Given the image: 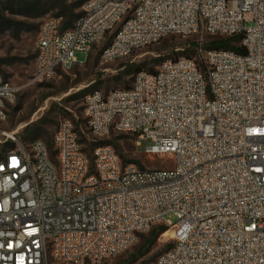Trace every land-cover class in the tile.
Listing matches in <instances>:
<instances>
[{
  "label": "built area",
  "instance_id": "built-area-1",
  "mask_svg": "<svg viewBox=\"0 0 264 264\" xmlns=\"http://www.w3.org/2000/svg\"><path fill=\"white\" fill-rule=\"evenodd\" d=\"M102 63L168 36L197 37V57L138 72L128 89L84 98L86 127L151 140L168 168L123 165L110 146L92 159L71 120L53 153L42 140L0 157V264H100L163 224L173 245L154 264H264V0H88L73 29L42 24L35 81L54 79L108 36ZM207 36H241L240 52ZM18 89L0 76V122ZM173 214L177 223L166 221Z\"/></svg>",
  "mask_w": 264,
  "mask_h": 264
},
{
  "label": "rangeland",
  "instance_id": "rangeland-1",
  "mask_svg": "<svg viewBox=\"0 0 264 264\" xmlns=\"http://www.w3.org/2000/svg\"><path fill=\"white\" fill-rule=\"evenodd\" d=\"M70 2H76V0H70ZM78 12H82V8ZM54 14L30 23L39 25L41 28L46 19L54 18ZM38 36L39 31L34 30L23 33L19 39L13 38L9 33L0 36V76L18 89L14 101L6 105L5 120L0 122V142L6 141L8 134L17 132L18 140L24 145L30 144L31 141L23 142L21 140L23 135L46 143L47 135L53 139L61 122L71 120L79 140L83 141V148L90 150L95 148L96 144L93 140L96 138L86 127L83 105L85 96L93 91H100L107 95L113 90L124 89L131 84V78L135 74L131 66L135 65V69L141 68L148 72L150 68L156 69L161 64L156 62L159 59L163 60V63L167 60L186 58L190 44L199 40L197 37L168 36L128 57L102 63L98 58V51L109 36L89 55L86 63V55L77 53V61L84 64L75 65L67 71H59L58 75L50 81L39 82L34 80ZM206 39L207 37L204 38L205 41ZM191 59L198 60L196 52ZM85 91L88 92L84 93ZM77 123H79L78 127ZM38 128L42 129L40 131L42 136L33 138V131ZM109 138L118 139L117 143L121 146L122 155L126 161H137L143 169L168 168L166 163L170 162L169 157H150L145 153L147 148L152 146L151 140H142L141 146L137 147L136 141L126 134L112 133ZM2 154L3 150L0 148V155ZM165 220L172 224L178 221L173 214L167 215ZM162 225H157L142 235L138 243L128 251L100 264H121L130 255L143 249L152 230ZM166 232H171L167 238L163 237ZM166 232L152 246L144 248V255L135 264H154L158 256L166 251L169 245H173L172 231L168 229ZM49 264L71 263L51 260Z\"/></svg>",
  "mask_w": 264,
  "mask_h": 264
},
{
  "label": "trees",
  "instance_id": "trees-1",
  "mask_svg": "<svg viewBox=\"0 0 264 264\" xmlns=\"http://www.w3.org/2000/svg\"><path fill=\"white\" fill-rule=\"evenodd\" d=\"M87 1L88 0H76V2H70V0H0V36L9 33L13 38L19 39L23 33L28 32L29 30L40 31L39 25L32 24L30 22H35L53 13H55L54 18L59 19L61 21L62 31L71 30L74 28L75 23L82 14V12L80 13L78 12L79 9L83 8ZM18 18L22 20H19ZM113 36L114 35H111L110 37L108 36L109 39L99 49L98 58H100V52L110 44ZM241 38H242L241 36H232V37L207 36V39L205 41V46L208 49L231 50L235 52H240L241 49L239 47V43L241 41ZM197 47H198V42L191 43L189 54L186 55V58H191L194 52H196L197 54ZM162 61L163 60L159 59L156 62L157 64L160 63L162 64ZM135 68H136L135 65L131 66V70L135 72L134 76L131 78V84L134 80L135 75L140 71H144L141 68H137V69ZM155 71L156 69L152 67L149 69L148 72L154 73ZM131 84L129 86H126L124 89L130 88ZM86 92L88 91H85L84 93ZM78 124L79 123H77L76 125L77 127ZM41 130H42L41 128L34 130L33 138L41 137L42 136V133L40 132ZM126 136L131 137L134 141H136V137L131 135H126ZM21 140L23 142H27V141L33 142L39 139H32L28 135H23L21 137ZM80 142L83 145V141ZM93 142L96 144L95 148L91 150L88 148L86 149L83 148L84 152L88 155L90 159H92L93 152L97 147L110 146L118 154L121 161H123L124 163V164L122 163L123 165L136 164L141 169H143V167L139 164V162L126 161L124 159L122 155V148L117 143L118 139H110V138H105L100 140L94 139ZM46 145L51 151L52 156H54L53 139H51L50 136L48 135L46 137ZM0 146L3 152H5L7 149L14 148V144L9 141L4 144H1ZM167 230L168 228L164 225L154 228L150 233L149 239L147 240L143 249H141L137 253L130 255L121 264H135V262H137L139 258H141L144 255V250H145L144 248L152 246L157 241V239ZM170 247L171 245H169L168 248Z\"/></svg>",
  "mask_w": 264,
  "mask_h": 264
},
{
  "label": "bare ground",
  "instance_id": "bare-ground-1",
  "mask_svg": "<svg viewBox=\"0 0 264 264\" xmlns=\"http://www.w3.org/2000/svg\"><path fill=\"white\" fill-rule=\"evenodd\" d=\"M170 233L171 232H166L163 237H165V238L169 237L171 235Z\"/></svg>",
  "mask_w": 264,
  "mask_h": 264
}]
</instances>
